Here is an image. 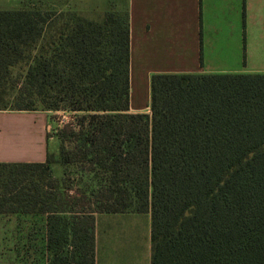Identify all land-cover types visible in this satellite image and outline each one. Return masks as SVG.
Segmentation results:
<instances>
[{
    "label": "trees",
    "instance_id": "trees-1",
    "mask_svg": "<svg viewBox=\"0 0 264 264\" xmlns=\"http://www.w3.org/2000/svg\"><path fill=\"white\" fill-rule=\"evenodd\" d=\"M69 3L0 8V111L77 114L0 163V213L47 215L48 264H95L97 213H149L151 264H264V74H154L129 113V10Z\"/></svg>",
    "mask_w": 264,
    "mask_h": 264
},
{
    "label": "crops",
    "instance_id": "crops-1",
    "mask_svg": "<svg viewBox=\"0 0 264 264\" xmlns=\"http://www.w3.org/2000/svg\"><path fill=\"white\" fill-rule=\"evenodd\" d=\"M128 10L129 113H150L154 74H264V0H128ZM50 112L0 111V163L58 156ZM94 235L95 264H151L149 213H97ZM48 246L46 214L0 213V264H48Z\"/></svg>",
    "mask_w": 264,
    "mask_h": 264
},
{
    "label": "rangeland",
    "instance_id": "rangeland-1",
    "mask_svg": "<svg viewBox=\"0 0 264 264\" xmlns=\"http://www.w3.org/2000/svg\"><path fill=\"white\" fill-rule=\"evenodd\" d=\"M18 7V0H0L1 9H13ZM69 8L84 10L86 12H106V11H121L125 12L128 9V0H70ZM49 117V123L52 128H62L69 122L76 121V113L61 110L51 111L47 113ZM55 175L60 176V171H54ZM11 261V258H9ZM25 261L27 264H36L33 257H26ZM3 263V262H0ZM15 263V262H14Z\"/></svg>",
    "mask_w": 264,
    "mask_h": 264
}]
</instances>
